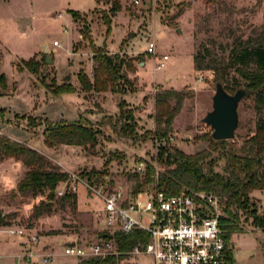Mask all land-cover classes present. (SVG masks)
<instances>
[{
    "label": "rangeland",
    "instance_id": "374dc122",
    "mask_svg": "<svg viewBox=\"0 0 264 264\" xmlns=\"http://www.w3.org/2000/svg\"><path fill=\"white\" fill-rule=\"evenodd\" d=\"M109 1L0 0V72L4 73L7 83L0 95V137L47 150L42 134L45 122L83 117L101 129L95 155L86 148L65 145L50 148L44 155L67 173L98 171L110 159L106 175L93 184L85 178L77 184L75 203L61 198L64 193L59 192L66 191L68 186L60 183L51 212L36 219L30 218L32 206L45 199L46 194L36 198L20 196L13 186L25 167L21 163L22 170L17 167L14 170L0 165V176L3 175L7 187L0 193V212L13 215L10 221L14 227H25L39 236L35 247L47 244L46 251L53 254L47 264H78L79 258L63 254L64 244L70 241L82 244L98 238L101 225L95 213L100 201L90 186L122 185L133 190L139 183L140 190H152L154 185L144 182L145 172L135 171L140 161L157 168L155 155L160 142L187 154L209 152L210 158L217 159L215 170L220 171L226 162L220 156L228 148H238L253 132L259 117L253 108L252 96L248 95L238 105L239 125L234 137L224 147L211 145V128L202 118L211 109L214 78L209 70L194 69L192 57L203 53L204 48L218 57L227 56L235 39H258L264 33V0H216L213 4L202 0H119L121 10L111 18L107 33L102 14L107 11ZM180 8L182 13L174 18ZM148 40L154 41L155 54L146 52ZM53 41L59 45H53ZM45 43L51 50L47 52L51 60L53 57L51 63L44 61ZM101 50L118 53L124 60L141 54L145 60V64L136 60L137 72H124L129 83L120 84L125 89L122 97L134 110L136 132L141 135L138 140L119 136L107 119L116 117L119 95L80 91L78 65L88 72L93 52ZM163 54L168 59L163 67H157ZM33 56L39 64L38 74L18 66ZM230 73L241 81L233 69ZM199 75L202 80H198ZM61 82L71 83L76 92L53 94L50 89ZM171 88L189 91L193 96L182 102L167 138L143 139L154 128V95ZM260 116L264 118V111ZM250 196L256 215L264 218V192L255 191ZM238 224L242 232H235L229 238L234 260L238 264H264V224L258 225L241 213ZM16 237L28 243L27 235L13 237L0 233V264H16L15 257L23 254L25 244L23 250L9 244ZM137 259L139 264L149 261L145 257ZM132 261L124 257L115 264H133ZM18 264L28 263L19 261Z\"/></svg>",
    "mask_w": 264,
    "mask_h": 264
},
{
    "label": "trees",
    "instance_id": "16d2710c",
    "mask_svg": "<svg viewBox=\"0 0 264 264\" xmlns=\"http://www.w3.org/2000/svg\"><path fill=\"white\" fill-rule=\"evenodd\" d=\"M98 1V0H96ZM108 2V0H105ZM199 1V0H193ZM207 4L216 3V0H202ZM188 4V3H187ZM184 5L183 3L180 5ZM121 10L119 0H110L109 7L102 14L106 32L110 29L111 18ZM182 13L180 8L174 15L178 17ZM75 15V13L73 12ZM193 66L198 71L209 70L215 81H221L224 88L233 93L236 89L244 87L249 91L253 99V108L259 115L255 122L254 130L247 135L238 148H228L220 157L226 160L220 171H216L217 159L210 158V153L200 151L195 154H187L178 147L159 143L155 155L154 166L146 162L144 182L151 183L159 191L167 195L181 192H207L220 197L224 215L221 217V226L225 230L224 237L229 239L235 232H242L238 222L240 213L252 218L258 225L264 224V218L256 215L255 203L250 194L255 191L264 192V118L260 115L264 111V33L258 39H235L233 47L227 56L211 54L207 48L203 53L193 54ZM92 76L84 70L77 72L80 91L86 93L111 92L119 95L117 101L118 113L115 118L108 116L110 126L121 137L131 140L141 138L136 132V119L134 110L122 97L125 89L121 83L128 84L124 72L136 71L134 62H142L141 54L129 57L126 60L118 53L109 54L105 50L94 51L92 55ZM45 61V58H44ZM19 68H26L34 74L39 72V64L34 56L24 60ZM234 70L240 79L231 75ZM6 77L0 72V95L6 86ZM53 94L71 92L75 93V87L69 82H61L52 87ZM193 94L183 89H162L154 95V128L148 131V135L142 137L151 139L167 138L172 132V122L178 114L182 102ZM119 123V124H118ZM43 131L44 144L48 148L61 145L83 147L90 150L92 155L96 153L101 129L95 127L88 119L79 117L74 121L61 119L58 122H45ZM102 124V122H101ZM210 144L225 146L227 140H214L209 137ZM4 157H13L25 167L22 177L16 184V191L20 196L36 198L46 194V198L32 206L31 219H36L43 214L51 212L58 185L64 182L68 173L53 165L40 151L26 145L23 142L10 140L8 137H0V160ZM110 159L104 163V168L98 171H80L78 174L88 183L93 184L106 175V166ZM136 175V174H135ZM134 191L140 190V184H136ZM61 198L76 202V195L69 188ZM12 214L0 212V226L11 225ZM98 235H101L99 233ZM113 238L119 251L130 250L138 240L145 243L146 233L141 230H133L129 233H114ZM264 246V244H262ZM125 257L124 254L108 256L106 258L80 259L78 264H115Z\"/></svg>",
    "mask_w": 264,
    "mask_h": 264
},
{
    "label": "built area",
    "instance_id": "2783aa9c",
    "mask_svg": "<svg viewBox=\"0 0 264 264\" xmlns=\"http://www.w3.org/2000/svg\"><path fill=\"white\" fill-rule=\"evenodd\" d=\"M53 45L58 46V41H53ZM146 52L155 54L153 40L147 41ZM167 59L168 55L163 54L157 67L163 66ZM198 80H202V75L198 76ZM145 166L140 161L135 172L143 174ZM81 181L78 173H68L63 187L68 186L75 194ZM89 188L100 201L95 216L101 225V235L82 244L67 242L63 254L80 259H103L124 254L133 260V264H139V257L147 258V264H238L233 258L229 239L224 237L225 230L221 226L224 212L219 196L203 191L167 195L154 187L150 191H134L122 185ZM64 192L63 189L59 194ZM133 230L146 233V242L138 240L130 250L119 251L113 234H126ZM0 233L27 235L29 238L23 254L15 257L16 264L19 261L47 264L53 257L42 247H35L39 236L25 227L0 226ZM103 234H110L111 237Z\"/></svg>",
    "mask_w": 264,
    "mask_h": 264
},
{
    "label": "water",
    "instance_id": "95a60500",
    "mask_svg": "<svg viewBox=\"0 0 264 264\" xmlns=\"http://www.w3.org/2000/svg\"><path fill=\"white\" fill-rule=\"evenodd\" d=\"M179 31L180 29L177 28ZM45 53V62L51 63V57L46 45L42 46ZM139 64H143V61ZM214 93L211 96V109L207 111L202 121L211 128V137L214 140H228L234 137L239 125L238 105L240 101L249 95V91L243 87L233 93L228 92L221 81H215ZM103 236L111 237L110 234ZM70 244H73L71 242Z\"/></svg>",
    "mask_w": 264,
    "mask_h": 264
},
{
    "label": "crops",
    "instance_id": "0c3cea01",
    "mask_svg": "<svg viewBox=\"0 0 264 264\" xmlns=\"http://www.w3.org/2000/svg\"><path fill=\"white\" fill-rule=\"evenodd\" d=\"M53 43V42H52ZM43 45H46L47 46V48H48V50L49 51H51L50 50V48H49V46L45 43V44H43ZM55 46H57V45H55ZM108 49H110L109 47H107ZM67 53H68V50H67ZM35 56V55H34ZM52 60H53V57H52ZM143 64H145V60L143 61ZM164 66V65H163ZM163 66H161V67H163ZM78 67H79V69H78V71L81 69V67L78 65ZM88 72H86L89 76L90 75H92V63L90 62V66H88V70H87ZM137 71H135V73H136ZM137 76V75H136ZM139 107H142V105H139ZM1 133V132H0ZM43 134V133H42ZM29 146V145H28ZM47 148V150H49L50 148H48V147H46ZM36 150H38V151H40L41 153H43V154H46V152H47V150H45V149H36ZM0 165L2 166V167H6V166H8V167H12L13 169L14 168H19L20 170H22V165H21V162L20 161H17V160H15L13 157H8L7 159H4V160H0ZM15 170V169H14ZM17 172L15 171L14 172V174H16ZM16 184H17V181L14 183V188H16ZM7 187H6V182H5V180L3 179V175L2 176H0V193H1V191H3L4 189H6ZM5 213L4 212H2V215H4ZM13 237H15V236H13ZM23 239L22 238H19V237H16V240L14 239L13 241H11V242H9V244L11 243V244H15V246H18L20 249H22V248H24V246L26 245V243L25 242H23L22 241ZM23 244H25V245H23ZM47 244H43V246H42V248L43 249H47ZM23 250V249H22ZM12 254H13V251H12Z\"/></svg>",
    "mask_w": 264,
    "mask_h": 264
}]
</instances>
